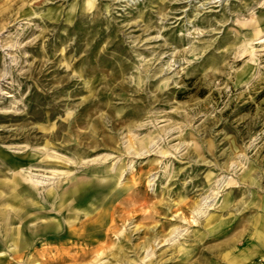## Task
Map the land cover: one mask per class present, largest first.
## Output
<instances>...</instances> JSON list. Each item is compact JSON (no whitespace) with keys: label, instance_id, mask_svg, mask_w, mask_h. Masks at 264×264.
<instances>
[{"label":"rangeland","instance_id":"obj_1","mask_svg":"<svg viewBox=\"0 0 264 264\" xmlns=\"http://www.w3.org/2000/svg\"><path fill=\"white\" fill-rule=\"evenodd\" d=\"M262 199L264 0H0V264H193Z\"/></svg>","mask_w":264,"mask_h":264},{"label":"crops","instance_id":"obj_2","mask_svg":"<svg viewBox=\"0 0 264 264\" xmlns=\"http://www.w3.org/2000/svg\"><path fill=\"white\" fill-rule=\"evenodd\" d=\"M256 207L240 215L239 224L232 218L224 231L214 229L205 247L208 256L193 264H264V199Z\"/></svg>","mask_w":264,"mask_h":264},{"label":"bare ground","instance_id":"obj_3","mask_svg":"<svg viewBox=\"0 0 264 264\" xmlns=\"http://www.w3.org/2000/svg\"><path fill=\"white\" fill-rule=\"evenodd\" d=\"M78 182V181H77ZM35 183L37 184V185H39V184H43V182L41 181V180H37V179H35ZM76 183V182H75ZM76 185V184H75ZM72 188H74L75 189V187H72ZM78 188V187H77ZM77 190V189H76ZM79 190V189H78ZM74 191V190H73ZM21 192V191H20ZM74 193V192H73ZM22 194V193H21ZM20 194V195H21ZM69 194V193H68ZM27 196V195H26ZM63 200V199H62ZM65 201V200H64ZM61 202V201H60ZM47 210V209H46ZM57 210H59V209H57ZM20 212V211H19ZM66 224V223H65ZM33 225V224H32ZM60 228V227H59ZM71 228V227H70ZM53 229V228H52ZM51 229V230H52ZM54 230H56V229H54ZM37 231V230H36ZM30 232V231H29ZM39 232V231H38ZM53 232V231H52ZM75 232V231H74ZM45 233V232H44ZM35 234V233H34ZM32 235V234H31ZM20 236V235H19ZM53 236V235H52ZM61 236V235H60ZM22 240V239H21ZM21 240H19V241H21Z\"/></svg>","mask_w":264,"mask_h":264}]
</instances>
